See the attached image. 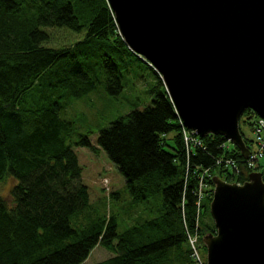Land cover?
Returning a JSON list of instances; mask_svg holds the SVG:
<instances>
[{"label": "trees", "instance_id": "1", "mask_svg": "<svg viewBox=\"0 0 264 264\" xmlns=\"http://www.w3.org/2000/svg\"><path fill=\"white\" fill-rule=\"evenodd\" d=\"M41 27L85 33L52 48L44 45L49 35ZM139 63L155 79L151 105L110 122L97 144L123 177L133 204L160 197L159 215L121 231L112 214L82 224L89 197L72 146L95 148L88 135L73 139L74 123L59 117V102L27 108L22 102L48 88L82 97L94 88L88 75L93 66L102 68L115 95L122 71ZM254 115L246 109L241 117L249 122ZM183 131L191 137L159 75L121 39L106 0H0V183L12 180L7 197H0V264H81L95 246L111 256L94 264L188 262L187 234L196 227L200 236L214 232L212 177L242 183L251 170L221 136L206 135L201 145L187 148ZM229 159L237 174L216 165ZM259 169L264 173V166Z\"/></svg>", "mask_w": 264, "mask_h": 264}, {"label": "water", "instance_id": "2", "mask_svg": "<svg viewBox=\"0 0 264 264\" xmlns=\"http://www.w3.org/2000/svg\"><path fill=\"white\" fill-rule=\"evenodd\" d=\"M126 46L158 75L182 125L247 159L246 109L264 119V0H106ZM205 264H264V182L212 177Z\"/></svg>", "mask_w": 264, "mask_h": 264}, {"label": "rangeland", "instance_id": "3", "mask_svg": "<svg viewBox=\"0 0 264 264\" xmlns=\"http://www.w3.org/2000/svg\"><path fill=\"white\" fill-rule=\"evenodd\" d=\"M75 15L84 25L80 14L76 12ZM40 29L49 35V40L44 45L52 48L64 47L81 40L85 33V28L78 33L65 27H41ZM88 75L94 82V88L80 98H74L67 89L48 88L45 91L40 90L36 96L27 98L22 104L27 108L36 103H48L53 99L60 104L59 117L74 123L73 139L77 135H88L90 144L95 150L72 146L81 168L80 181L87 187L89 197V208L85 210L87 215L80 216V223L86 224L90 217L95 219L112 214L116 220L117 231H121L135 222L158 216L161 200L158 196L133 204L123 177L97 144V137L101 129L107 127L119 116L132 110L142 111L150 106L149 89L154 85L155 79L143 64H134L127 71H122L121 90L114 95L107 90L106 77L102 68L93 66V70L89 71ZM245 119V117L240 118L239 130L252 150L255 147L250 142L253 134L249 122ZM258 163L261 167L264 166V155ZM261 171L259 169V172ZM214 174H219V172L215 170ZM11 184V179L0 183V197H7ZM72 226L77 225L72 224ZM190 234L187 235L186 243L189 252L188 262L173 261L172 264H205L206 253L202 237L206 234L200 236L197 227L195 233ZM188 238H191V241H188ZM110 256V252L100 246H95L81 264H94Z\"/></svg>", "mask_w": 264, "mask_h": 264}, {"label": "built area", "instance_id": "4", "mask_svg": "<svg viewBox=\"0 0 264 264\" xmlns=\"http://www.w3.org/2000/svg\"><path fill=\"white\" fill-rule=\"evenodd\" d=\"M249 123H250L251 131L253 134L252 143L255 145V147L252 150L249 148V155L246 159L247 166L248 168H250L251 172H259L255 170V167L259 165L258 161L264 155V119L254 115V117H252L249 120ZM189 132H190L191 137L187 134V132L183 131V140H184L185 146L189 148V143H192L194 145H201L199 137L194 135L191 131ZM216 165L221 166L222 169L228 170L229 172L233 171L236 174L239 172L237 165L234 163V161L230 159L226 161L216 160ZM259 173H260L262 181H264V173L262 171ZM235 183L240 184L238 182H235ZM189 240L191 241V238H188V241Z\"/></svg>", "mask_w": 264, "mask_h": 264}]
</instances>
